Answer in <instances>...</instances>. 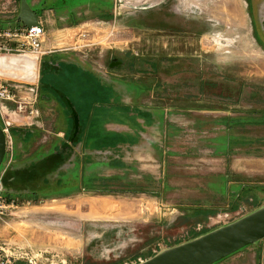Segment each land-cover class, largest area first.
I'll return each instance as SVG.
<instances>
[{"label": "rangeland", "instance_id": "374dc122", "mask_svg": "<svg viewBox=\"0 0 264 264\" xmlns=\"http://www.w3.org/2000/svg\"><path fill=\"white\" fill-rule=\"evenodd\" d=\"M30 1L55 50L4 116L9 264H137L264 206V0Z\"/></svg>", "mask_w": 264, "mask_h": 264}, {"label": "water", "instance_id": "95a60500", "mask_svg": "<svg viewBox=\"0 0 264 264\" xmlns=\"http://www.w3.org/2000/svg\"><path fill=\"white\" fill-rule=\"evenodd\" d=\"M13 21H20L26 26L35 25L39 22L38 14L29 6L27 0H19L17 16L6 23ZM8 56L17 55H0V58ZM6 72L5 69L0 68V74H7L8 72ZM74 122L79 123L78 117ZM6 148V134L0 126V167L5 158ZM262 238H264V206L233 222L166 248L137 264H214Z\"/></svg>", "mask_w": 264, "mask_h": 264}, {"label": "built area", "instance_id": "2783aa9c", "mask_svg": "<svg viewBox=\"0 0 264 264\" xmlns=\"http://www.w3.org/2000/svg\"><path fill=\"white\" fill-rule=\"evenodd\" d=\"M6 4V0H1L0 10L7 9ZM15 17L8 19V21L15 19ZM13 22L0 23V55L27 56L37 62L44 55L55 50L50 43L48 47L45 46L48 37L42 22L39 21L37 24L31 26H26L20 21ZM78 36L86 38L87 34L84 31H79ZM25 83V81L8 80L0 77V118H2L3 127H1L5 134L7 133L8 125L5 124L4 116H6L10 109L14 108V111L19 116L33 117V100L31 101L32 97L25 93L32 92L33 89L25 86ZM8 209L9 204L4 199L0 186V220ZM0 264H9V262L7 258L0 255Z\"/></svg>", "mask_w": 264, "mask_h": 264}, {"label": "bare ground", "instance_id": "6f19581e", "mask_svg": "<svg viewBox=\"0 0 264 264\" xmlns=\"http://www.w3.org/2000/svg\"><path fill=\"white\" fill-rule=\"evenodd\" d=\"M3 63H5V65H3ZM0 68L6 71L10 70V72H6L7 74L1 73L0 76L2 77L20 79L28 82L35 81L37 77V63L31 57L27 56L1 57Z\"/></svg>", "mask_w": 264, "mask_h": 264}, {"label": "crops", "instance_id": "0c3cea01", "mask_svg": "<svg viewBox=\"0 0 264 264\" xmlns=\"http://www.w3.org/2000/svg\"><path fill=\"white\" fill-rule=\"evenodd\" d=\"M27 1H28L29 6L38 14V20L40 22H42L43 24L45 23V25H46V28H45V26H44V28H45V31L47 32L48 41L46 42L45 46L48 47L49 41H50L49 39L52 36H51V32L49 30V24L46 21V17H45V15H43L42 13L39 12V10L35 7V4L32 1H30V0H27ZM6 2H7V4H6L7 9L0 10L1 11L0 12V23H4V24H6L8 19L15 17V15L18 14V11H19V3L17 4V0H6ZM13 23H15V22H13ZM11 114H12V112H7L6 115H11ZM18 117H19V118H17L18 120H20L21 118L22 119L27 118V117H22L19 115H18ZM7 122H9V121H7ZM6 234L8 235V233H6V232L4 233V226L0 225V235H6ZM246 253L247 252H245V254ZM235 258H237V256H235ZM231 259H233V258H231Z\"/></svg>", "mask_w": 264, "mask_h": 264}, {"label": "flooded vegetation", "instance_id": "af4514ba", "mask_svg": "<svg viewBox=\"0 0 264 264\" xmlns=\"http://www.w3.org/2000/svg\"><path fill=\"white\" fill-rule=\"evenodd\" d=\"M111 59L112 60H110V62H109V66H111V67H113V66L119 67L122 63L117 57H113Z\"/></svg>", "mask_w": 264, "mask_h": 264}, {"label": "trees", "instance_id": "16d2710c", "mask_svg": "<svg viewBox=\"0 0 264 264\" xmlns=\"http://www.w3.org/2000/svg\"><path fill=\"white\" fill-rule=\"evenodd\" d=\"M98 88H100V89H102L101 87H98ZM95 100V99H94ZM94 103H95V101H92V102H89V104H88V106H92V104L94 105ZM80 110V109H79ZM80 113V112H79ZM81 114V113H80ZM79 114V117H80V122L83 124L84 123V118L82 117V114L80 115ZM226 120H229L228 118H226ZM101 131H102V129H101ZM102 132H104L103 134H106L107 132H105V131H102ZM196 236H198V235H196ZM196 236H194V237H196ZM193 237V238H194Z\"/></svg>", "mask_w": 264, "mask_h": 264}]
</instances>
